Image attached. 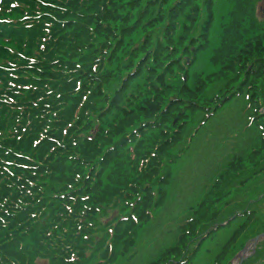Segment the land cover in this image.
<instances>
[{
	"label": "trees",
	"instance_id": "16d2710c",
	"mask_svg": "<svg viewBox=\"0 0 264 264\" xmlns=\"http://www.w3.org/2000/svg\"><path fill=\"white\" fill-rule=\"evenodd\" d=\"M215 4L0 0V264H114L129 250L124 238L133 242L166 202L181 156L171 149L191 112H204L201 126L239 97L256 133L252 168L237 154L226 165L233 173L150 264H191L216 231L258 213L257 199H227L264 170L255 168L264 152V30L255 4L235 0L210 61L224 84L208 96L205 78L189 75L209 48Z\"/></svg>",
	"mask_w": 264,
	"mask_h": 264
},
{
	"label": "rangeland",
	"instance_id": "374dc122",
	"mask_svg": "<svg viewBox=\"0 0 264 264\" xmlns=\"http://www.w3.org/2000/svg\"><path fill=\"white\" fill-rule=\"evenodd\" d=\"M234 2L235 0H216L215 24L209 48L199 52L190 71L189 83H192L194 73H199L205 78L207 81L205 90L208 96H212L224 84V79L212 76L218 67L210 61L213 49L220 43L223 30L230 25ZM250 2L255 4L256 23L264 30V0H250ZM244 99V97L232 99L201 126L199 122L204 117V112L202 110L191 112V118L186 122L184 137L171 149L174 153H181V156L171 165L172 177L166 193V202L155 208L152 217L133 230L134 235L131 237L133 242L128 243L127 237L124 238L122 245L127 248L130 245L129 250L127 254L118 255L114 264H150L157 260L175 245L182 222L188 218L191 211L199 207L206 195L210 197V188L222 186L224 179L233 173L231 168H226V165L237 154L241 155L242 159L245 158V163L252 168V162L248 158L251 153L250 147L255 144L256 133H254L255 128L249 126ZM263 109L264 107L261 111ZM263 167L264 152L255 168ZM260 171L262 173L258 178L250 180L249 185H247L249 181L242 185L240 191H236L235 194L233 192L227 199L231 205H233L231 199L232 201L240 198L257 199L254 207H257L258 213L245 220L240 218L233 224L216 231L200 245L191 264H264V236H262L264 234V170L260 169ZM231 177L232 175L229 178ZM244 178L245 175H242L240 180ZM234 181L233 178L229 186L235 185ZM252 185H257L258 188L249 190ZM226 205L228 204L225 203ZM118 210L116 207L113 211L105 212L100 218V223L105 225L118 214ZM243 221L245 227L231 242ZM132 234L129 233V236ZM259 235H261L260 240L255 243L254 240ZM228 244L230 248L222 256Z\"/></svg>",
	"mask_w": 264,
	"mask_h": 264
},
{
	"label": "water",
	"instance_id": "95a60500",
	"mask_svg": "<svg viewBox=\"0 0 264 264\" xmlns=\"http://www.w3.org/2000/svg\"><path fill=\"white\" fill-rule=\"evenodd\" d=\"M262 236H264V234H262ZM260 237H261V235H259L258 237L255 238V240H254L255 243H256V241H259L260 240Z\"/></svg>",
	"mask_w": 264,
	"mask_h": 264
}]
</instances>
